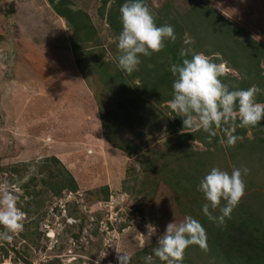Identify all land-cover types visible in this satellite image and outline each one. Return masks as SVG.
Returning <instances> with one entry per match:
<instances>
[{
  "label": "rangeland",
  "instance_id": "obj_1",
  "mask_svg": "<svg viewBox=\"0 0 264 264\" xmlns=\"http://www.w3.org/2000/svg\"><path fill=\"white\" fill-rule=\"evenodd\" d=\"M145 1L153 16L167 2L177 13L200 4L213 6L242 29L239 39L246 42L252 37L264 47V0ZM71 2L74 9L91 16L97 30L91 40L78 42L77 51L72 44L73 29L48 0H0V185L17 197V207L24 213L23 229L11 241H0V264L6 260L13 264H96L103 255L100 264H118L115 248L129 253L131 264H145L144 257L153 254L169 223L179 225L186 216L199 220L191 215L193 211L179 206L184 188L175 186L177 178L171 172L168 177L162 173L163 153L181 146L184 133L196 129L169 135L167 119L135 120L136 109L129 113L114 105L101 79L103 72L116 70L118 40L107 18L101 16L102 0ZM193 41L188 33L185 43ZM207 57L220 59L225 75H238L222 62L219 52ZM261 66L264 75V60ZM167 106L161 107L163 112ZM248 137L253 140L256 135L249 131ZM210 143L190 138L185 144L212 155L215 147L227 145V138L220 145L213 139ZM116 145L136 152L129 155ZM229 154L214 155L212 167L205 168L201 176L213 167L229 173L245 168L243 159L233 160ZM180 155L178 150L174 157ZM52 156L73 175L77 191L64 189L54 194L50 190L49 183L60 179L61 169L47 161ZM248 159L256 161L251 156ZM154 162L156 169L147 167ZM182 163L192 167L191 161ZM255 165L258 171L252 173L254 167H248L249 173L242 175L246 187L241 201L264 223V162ZM105 187L110 189L108 199L104 198ZM187 253L192 255L190 250ZM191 260L193 264H224L222 258L209 255L207 260ZM153 264L164 262L153 255ZM182 264L190 263L183 260Z\"/></svg>",
  "mask_w": 264,
  "mask_h": 264
},
{
  "label": "trees",
  "instance_id": "obj_2",
  "mask_svg": "<svg viewBox=\"0 0 264 264\" xmlns=\"http://www.w3.org/2000/svg\"><path fill=\"white\" fill-rule=\"evenodd\" d=\"M110 1L111 5L106 11V6ZM203 1L201 0V2ZM48 2L51 8L60 17L64 18L73 29L76 36L72 39L74 50L79 49L80 46L77 45L79 41H89L97 34L91 16L83 9H74L71 0H48ZM125 2L126 0H102L101 16L107 18V22L117 37L122 30L120 8ZM143 3L148 7L147 1L143 0ZM153 18L158 27L171 25L174 28L176 39L175 41L166 39L161 51L149 57H141L142 62L138 66V70L132 74H126L117 67L118 52L115 57V72H103L101 79L106 92L110 93L114 99L116 107L120 106L121 110L129 113L130 110L136 109L135 120L138 119L139 121L150 117L167 119V133L169 135L176 133L183 129L182 118L176 116L177 114L168 106L165 107V112L161 108L172 99L171 86L174 77L170 71V66L181 63L184 58L191 59L193 54L202 53L210 56L216 52H219L222 56L223 63H226L230 69L238 71L236 77L223 75L220 77L221 81L230 90L248 89L257 86L261 91L255 99L258 103H264V75L261 66V62L264 60L263 45L252 37H248L246 42L239 39L242 29L222 15L216 8L200 4L188 8L183 13H177L175 7L167 2ZM188 33L194 39L191 43H185V36ZM188 49L193 51L190 52ZM181 51H185L187 55L181 57ZM211 61L217 64L221 62L217 57H212ZM104 78H107V81ZM130 103H133V105H128ZM238 125L239 118L230 121L228 124H222L221 127L215 129L216 135L211 138L208 137L207 133L200 130L186 132L183 135L184 139L181 146L173 147L175 149L166 151L162 155L165 161L163 175L168 177L169 172H171L173 177L177 178L175 186L179 185L180 188H184L179 194L182 197V200L178 201L179 206L184 207L190 213L193 211L191 215L199 218L198 221L203 226L206 237L209 236L207 237V251L202 250L198 245H190L185 249L183 260L187 263L193 264L192 257H197L198 261L207 260V255H209L210 257L222 258L224 264H264V223L258 214L252 212L253 210L249 207V204H246L245 200H240L231 213V218H226L225 225L221 227L218 226L217 222L209 220L204 214L202 207L205 202L203 203L204 199L197 191L200 180L205 176H201L203 170L212 167L210 166V159L214 155H218L219 152H230L232 159L236 161L243 159L246 168L254 167V170H251L252 173L259 170L258 165L255 164L264 162L262 160L264 159V121H261V124L256 127L241 128ZM233 127L235 128L234 131H232ZM225 129L238 137L237 142L233 147L228 145H221V149L215 147L216 151L212 155L209 151H195L190 148V145L185 144L190 138H194L202 143L204 141L205 145H210V139H213L214 144L220 145L222 139L227 138L228 135ZM249 131L256 135L253 140L248 137ZM239 136H243L244 140H239ZM116 147L123 149L121 146L116 145ZM124 149L129 155L136 152L131 148ZM178 150L181 155L176 158L174 154ZM167 153L168 155H166ZM250 156L251 160L256 161L251 163L248 159ZM174 158L178 160L179 164L175 165ZM47 161H52L56 167L60 166L61 169H58L57 174L60 179L51 183L44 181L43 184L48 185L49 183L50 190L54 194H61L64 189H68L70 192L78 190L75 178L62 166L59 158L52 156ZM184 161H191L192 167L188 166L189 169L186 168L182 163ZM221 162H224V160ZM195 164H200V166L195 169ZM157 165L158 163L154 162L148 164L147 167L156 169ZM49 173L54 179L57 177L53 171ZM172 175L170 176L172 177ZM173 179L168 180L169 186L172 188ZM27 187L28 185H26ZM103 190L104 198L108 199L110 196L109 187H105ZM256 194L253 195L257 197ZM253 195L252 197L255 198ZM192 206H196L201 213L195 211ZM210 211L214 216L220 214L219 208L215 211L210 209ZM196 249L197 251H195ZM189 250L192 255L187 253ZM142 253L147 254L148 250H143Z\"/></svg>",
  "mask_w": 264,
  "mask_h": 264
},
{
  "label": "clouds",
  "instance_id": "obj_3",
  "mask_svg": "<svg viewBox=\"0 0 264 264\" xmlns=\"http://www.w3.org/2000/svg\"><path fill=\"white\" fill-rule=\"evenodd\" d=\"M122 30L117 40L119 55L117 67L126 74L138 70L141 57H149L161 51L166 39L175 41L171 25L157 26L153 15L143 0H126L120 8ZM185 51L180 52L185 57ZM172 99L170 108L182 118L183 130L196 129L216 135L215 129L239 118V127H256L264 121V103H258L256 95L261 91L257 86L248 89L230 90L220 77L225 75L224 64H217L202 53L184 58L179 64H172ZM228 132L227 129H225ZM234 131V129H233ZM238 137L228 132L227 145L235 146ZM248 168L233 169L230 173L213 167L199 182L197 191L202 193L205 203L202 211L209 220L223 227L225 220L239 204L245 193L242 175ZM221 201L224 202L221 206ZM219 208V216L212 211ZM24 213L17 207V197L0 185V241H11L13 234L23 229ZM190 245H198L207 251V237L200 222L186 216L179 225L169 223L164 234L158 239L152 255L144 257L145 264H153V255L164 264H182L184 251ZM116 249L118 264H131V255ZM122 253V255H121ZM105 257L99 256L96 264Z\"/></svg>",
  "mask_w": 264,
  "mask_h": 264
},
{
  "label": "built area",
  "instance_id": "obj_4",
  "mask_svg": "<svg viewBox=\"0 0 264 264\" xmlns=\"http://www.w3.org/2000/svg\"><path fill=\"white\" fill-rule=\"evenodd\" d=\"M3 264H13L10 260L9 261H4V263Z\"/></svg>",
  "mask_w": 264,
  "mask_h": 264
}]
</instances>
